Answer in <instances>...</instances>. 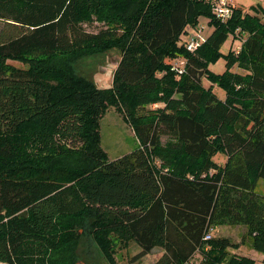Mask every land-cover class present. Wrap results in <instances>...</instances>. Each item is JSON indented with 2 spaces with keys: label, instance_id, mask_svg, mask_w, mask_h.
Segmentation results:
<instances>
[{
  "label": "trees",
  "instance_id": "trees-1",
  "mask_svg": "<svg viewBox=\"0 0 264 264\" xmlns=\"http://www.w3.org/2000/svg\"><path fill=\"white\" fill-rule=\"evenodd\" d=\"M253 11L223 23L208 0H0V263L76 264L88 236L109 264L132 242L137 258L161 249L156 264H255L224 226H243L264 256V8ZM201 18L214 31L190 53ZM230 35L242 45L223 55ZM112 52V86L75 71ZM110 108L139 141L113 161L100 133Z\"/></svg>",
  "mask_w": 264,
  "mask_h": 264
},
{
  "label": "rangeland",
  "instance_id": "rangeland-1",
  "mask_svg": "<svg viewBox=\"0 0 264 264\" xmlns=\"http://www.w3.org/2000/svg\"><path fill=\"white\" fill-rule=\"evenodd\" d=\"M208 1H210L211 4H214V0ZM232 1L236 8H241L245 12H249L251 14H255L253 11L254 8H264V0ZM209 22V19L201 18L200 24L198 26L202 28H200V31H202L200 32V36L203 42H205L207 37L214 31V28L208 25ZM198 27L195 29H199ZM104 28L105 27L103 25L97 23L93 25H84V29L88 33H98ZM187 34L189 33L187 32ZM241 45L242 44L239 39H236L230 35L228 40L222 47L221 52L223 53V55H227L230 51L238 52ZM111 56H115L114 59ZM118 57L119 55L116 52H112L108 55L85 57L74 64V68L78 75L95 82L101 88H107L112 86L113 75L115 72L116 63L118 62ZM177 61L182 63L184 59L176 58L172 60L171 63H176ZM225 62V58L222 57L218 63L212 65L210 68L214 72L221 74L225 70ZM9 63L17 67H23V65L18 62L9 61ZM204 84L206 86L209 85V83L205 80ZM215 91L219 94H224L223 91L221 92V90L217 88ZM157 107L158 106H153L151 108L156 109ZM100 133L102 137L101 146L107 152L111 161L129 154L139 147V141L135 135L133 128L124 121L123 116L116 112L115 108H110L107 111L106 115L102 118ZM224 159L225 158L223 155H218L215 158V160L219 163H222ZM256 192L264 197V180L259 181L256 187ZM216 232L219 236H230L236 243L243 242L244 245H242L238 253L240 255L254 259L255 264H264V256L254 250L252 246V240L249 236L246 235V229L243 226H224L216 229ZM140 252L141 248L133 242L130 243L127 248L123 247L120 244H117L115 256L117 264H156L163 255V251L159 248H156L149 255L143 258H137ZM76 254V264H109L104 258L98 246L88 236H84L81 239ZM201 260L202 256L197 253L193 258L192 264H199Z\"/></svg>",
  "mask_w": 264,
  "mask_h": 264
},
{
  "label": "built area",
  "instance_id": "built-area-1",
  "mask_svg": "<svg viewBox=\"0 0 264 264\" xmlns=\"http://www.w3.org/2000/svg\"><path fill=\"white\" fill-rule=\"evenodd\" d=\"M211 5L215 18L223 23L231 19L236 8L232 0H214V4ZM198 28L199 29L188 28L187 30L189 34L186 35V49L190 53L196 51L202 43H204L200 36V32H202L200 31L201 27ZM173 69L180 73L183 72V70L178 67V62L174 65ZM209 238L210 236H207V239Z\"/></svg>",
  "mask_w": 264,
  "mask_h": 264
},
{
  "label": "crops",
  "instance_id": "crops-1",
  "mask_svg": "<svg viewBox=\"0 0 264 264\" xmlns=\"http://www.w3.org/2000/svg\"><path fill=\"white\" fill-rule=\"evenodd\" d=\"M227 236V235H226ZM230 237V236H229ZM241 249V248H240ZM240 249L238 251H234L233 253H238L240 251ZM239 254V253H238Z\"/></svg>",
  "mask_w": 264,
  "mask_h": 264
}]
</instances>
